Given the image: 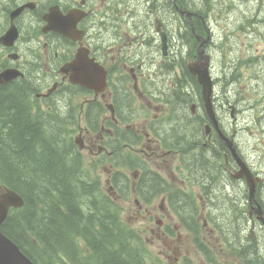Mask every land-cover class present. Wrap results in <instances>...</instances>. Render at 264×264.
I'll list each match as a JSON object with an SVG mask.
<instances>
[{
    "label": "trees",
    "instance_id": "obj_1",
    "mask_svg": "<svg viewBox=\"0 0 264 264\" xmlns=\"http://www.w3.org/2000/svg\"><path fill=\"white\" fill-rule=\"evenodd\" d=\"M33 92L25 82L0 85V184L15 188L25 199L8 217L5 231L38 264H147L140 251L144 242L123 223L117 201L84 177L81 157L62 119L58 130V123L44 121L53 113L30 114L25 93L32 109ZM21 94L26 113L19 105ZM45 134L48 150L42 145ZM60 139H65L64 146ZM211 144L224 148L218 137ZM200 158L210 167L220 163L219 158ZM205 177L209 184L214 181L213 174ZM225 201L231 211L230 201ZM33 214L36 218L31 219Z\"/></svg>",
    "mask_w": 264,
    "mask_h": 264
},
{
    "label": "flooded vegetation",
    "instance_id": "obj_2",
    "mask_svg": "<svg viewBox=\"0 0 264 264\" xmlns=\"http://www.w3.org/2000/svg\"><path fill=\"white\" fill-rule=\"evenodd\" d=\"M165 2L170 3L171 0H165ZM128 3H130L129 0H0V35L12 22V12L20 5L26 6L20 15L14 19L20 33V39L16 43L15 50L23 54V59L20 61V55H18L15 59L18 62H9L8 66L25 68L26 72L21 79L30 77L37 84L43 87L47 86L51 81V76L42 69L45 62V56L42 52L48 44V39L50 37L59 38L57 54L61 57V65L66 64L71 55L74 54V48L67 45L68 41L61 34L44 32V16L50 6L58 5L64 13H68L71 9L87 11V16L81 21L79 27L90 30L91 37H86L84 40V44L89 46L94 41L92 38L94 35L103 38L104 35H108L111 40L113 37L117 40L124 38L128 33L125 25L127 15H123L122 9ZM150 4L162 6V11L166 13L165 20L158 14L157 17L160 21L169 22L167 31L169 50L167 53L158 50V45L152 46L150 48L153 52L148 55V61H146L144 48L133 50L122 46L114 47L111 43L94 46L91 53L108 68L111 76L117 79L120 78V71L129 69L133 73L134 79L141 76L144 81H150L153 77L147 70L156 69L161 74L159 78L162 80V84L168 88L167 93L174 100L183 101L185 104L181 107L186 111L187 103L192 101L194 94L200 97L199 89L194 88L192 79L184 78L182 72L183 68L185 70L186 61L190 59L188 58L190 52L182 51L179 43L189 42L187 35L191 33V24L190 21H188L189 23L185 21L184 26L178 23L179 14L176 6L183 7L188 2L186 0H173L172 6L168 8H164L167 5L162 0H151ZM223 16L221 12L218 14L216 40L213 39V29L210 30L206 26L207 38L205 39L208 40L206 45H211V42L216 41L217 46L219 66L216 101L219 106V115L223 119L225 116L223 111L230 110L229 106L233 103L230 114L234 117L236 127L234 134L236 135L243 124L256 126L258 120L264 119V8L260 7L248 13L228 14V17L235 16L239 20L236 23H227V30L222 19ZM226 31L228 37H226ZM180 35L183 37L182 40L179 39ZM200 39L202 42L205 40L203 36ZM3 52L4 48L0 40V71L7 65L2 59ZM33 52L39 57L38 59L34 58ZM65 78L66 76L62 75V79ZM168 81L171 84H168ZM170 85L173 86L172 89H170ZM14 88L23 89L25 92L22 86H14ZM72 92L70 89H65L60 93V96H64L60 100L63 107L66 108L67 103L70 104L74 95ZM25 95L32 115L33 111L28 95L26 93ZM23 97L24 94H21L19 105L25 108ZM186 114L180 115L182 120L192 115L191 113ZM105 121L118 124V121L115 123L111 116L105 118ZM103 128H105L104 125ZM99 140L100 137L98 136L96 141ZM236 144L239 149L241 145L240 132L236 137ZM92 145L94 146V144ZM200 166L203 169L207 164L201 163ZM231 183H233V179H231ZM261 261L264 263V255L261 257Z\"/></svg>",
    "mask_w": 264,
    "mask_h": 264
},
{
    "label": "rangeland",
    "instance_id": "obj_3",
    "mask_svg": "<svg viewBox=\"0 0 264 264\" xmlns=\"http://www.w3.org/2000/svg\"><path fill=\"white\" fill-rule=\"evenodd\" d=\"M166 5L167 8L172 6L173 0L171 2H165V0H162ZM188 3L190 0H186ZM160 15L164 20L166 18V13H157ZM206 37L204 36V39ZM202 42L200 41V45ZM193 48V51L189 53L188 58L190 59H199V47ZM50 83V82H49ZM39 88H41V85H37ZM74 94V92H72ZM60 100H62V96L58 94L57 96L51 98L48 102L47 107H51L53 114H66L65 107H63V104L60 103ZM83 99H81L80 102H82ZM47 112V110H39V113L42 115ZM58 116L49 117L45 119L44 121H47L48 123L51 122L52 124H57L55 129L61 130L59 127L60 122ZM53 120V121H52ZM57 121V122H54ZM76 133L75 135H77ZM74 135V136H75ZM82 137L85 139V135L83 134ZM64 140L60 139V142L62 146H64ZM87 143V142H86ZM154 145L151 142L145 141L144 146L139 149H133L134 151H138L141 154L144 152H152ZM108 153V152H107ZM106 153V154H107ZM83 160H84V167L86 172H88L92 177L100 178L103 184V188L111 195H116V193H113V190L110 188L111 184L107 182V179L111 177L113 166L108 161H103L102 163H97V159H94V157L88 153V151L83 150ZM201 163H205L203 159H201ZM161 164V165H160ZM169 162H164L162 158H155L154 166L159 168L164 174L167 175L168 169L170 167ZM202 166L199 167V170L203 174H207L211 176L213 174V177H221L227 178L228 182L231 183V177L227 175V173L224 170L215 169L213 167L210 168V166H206L205 168L201 169ZM94 198L93 196H87L86 199H89V201ZM122 199V198H120ZM139 198L133 197L130 198L128 201L122 200V205L124 207L123 211V218L124 220L129 223L132 227H134L138 232L141 231L147 246V253L149 255V262L151 264H208L206 260H204L203 256L198 252L197 247L195 245V236L186 228L184 227L180 222H177L178 228L174 229L175 236L168 237L164 234V231L166 229L159 230V227L164 228V226L170 222L168 219L169 212L163 202H161V197H157L154 200H151L150 202L144 201L142 198L138 201ZM144 204V208L141 210L140 206ZM153 205L149 212L151 215H149L147 211L148 205ZM254 204V203H253ZM167 205V203H166ZM255 205V204H254ZM246 207L250 208V204H246ZM251 210V209H250ZM172 225L174 223V220L170 222ZM153 229H155V233L153 232ZM261 229V228H260ZM159 234L161 237H159ZM202 234H205L208 237V243H211L210 241H220L217 239L218 233H212L211 230H202ZM202 236V235H201ZM200 236V237H201ZM178 241H180L179 245L181 247V250L186 253L188 250V253L185 255H182L179 257L178 261H176L177 255L173 252L172 248L175 247L178 244ZM219 243V242H216ZM168 245L170 249L168 248ZM218 251V250H217ZM218 254V261L223 264H246L241 262H237L235 260V255L227 250H222V252H217ZM251 264H254L251 262Z\"/></svg>",
    "mask_w": 264,
    "mask_h": 264
},
{
    "label": "water",
    "instance_id": "obj_4",
    "mask_svg": "<svg viewBox=\"0 0 264 264\" xmlns=\"http://www.w3.org/2000/svg\"><path fill=\"white\" fill-rule=\"evenodd\" d=\"M193 67L195 72L199 75L200 82L204 86V98L208 115L216 124L220 136L226 140L229 148L232 150L233 155L237 157V153L232 141L223 134L215 117V112L211 101L212 85L207 74V70L202 69L201 66L195 64ZM242 168L241 174L242 176L247 177L251 191L254 192L255 179L243 163ZM22 203V197L12 189L6 188L2 194H0V264H34V262L21 251L20 247L2 231V225L8 216L10 207L20 206Z\"/></svg>",
    "mask_w": 264,
    "mask_h": 264
},
{
    "label": "bare ground",
    "instance_id": "obj_5",
    "mask_svg": "<svg viewBox=\"0 0 264 264\" xmlns=\"http://www.w3.org/2000/svg\"><path fill=\"white\" fill-rule=\"evenodd\" d=\"M178 5V4H177ZM21 78H23V77H21ZM21 78H17V77H10L7 73H5L4 72V69L3 70H1L0 71V85H3V84H5V83H12V84H20V82H25V83H27V84H29V86H30V90L32 91V90H34V92H33V95L35 96V97H37V95L40 93V91L44 88L43 86H41V88H39L37 85V83L35 82V81H33V80H31L30 79V77H28L27 79H21ZM15 79V80H14ZM13 80V81H12ZM66 98L68 97V96H65ZM62 98H64V96H62ZM69 98V97H68ZM70 99V98H69ZM71 101V100H70ZM45 105L46 106H48V103H45ZM68 109H69V104L67 103V106H66V108H65V111H66V114H64V115H62V114H57V116L59 117V116H64V117H66V116H68V114H69V112H67L68 111ZM39 110H45V109H40V108H38L37 106H36V103H34L33 104V107H32V111H33V114L34 115H36V116H44V114H40L39 113ZM24 111L26 112V108H24ZM52 111V110H51ZM48 112V111H47ZM54 116H55V114H54ZM59 119H62V118H59ZM35 124V123H34ZM46 125V124H45ZM55 133V132H54ZM47 135L45 134V137L43 138V140L45 141V143H42V145H43V147L45 146L46 147V149L48 150V148H47ZM53 143V142H52ZM56 144V143H55ZM50 148V147H49ZM53 148V147H52ZM51 151V150H50ZM211 168V167H210ZM25 205V199L23 200V203H22V205H20V206H12V207H10V209H9V212H8V217L10 216V214L12 213V211L14 210V209H18V208H22L23 206ZM32 218H36V215L35 214H33L32 216H31V219ZM28 244V243H27ZM53 248V247H52ZM55 250H56V248H54ZM75 251H76V249H75ZM33 262H34V264H38L36 261H34L33 260Z\"/></svg>",
    "mask_w": 264,
    "mask_h": 264
}]
</instances>
